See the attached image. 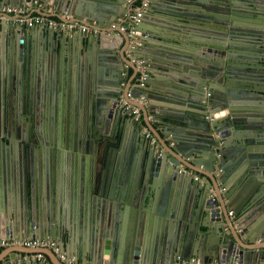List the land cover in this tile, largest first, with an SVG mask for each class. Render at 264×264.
Instances as JSON below:
<instances>
[{
	"label": "water",
	"instance_id": "obj_1",
	"mask_svg": "<svg viewBox=\"0 0 264 264\" xmlns=\"http://www.w3.org/2000/svg\"><path fill=\"white\" fill-rule=\"evenodd\" d=\"M37 1L41 8L53 6L57 18L96 25L108 35L91 34L77 44L67 33L0 23V64H28L26 73L43 85L44 102L74 96L77 104V143L64 145L77 156L58 155L50 143L40 150L34 145L32 154L25 147L18 159L1 133V113L18 87L0 75V186L6 196L7 189L12 192L4 210L0 204V237L53 238L54 224L62 223L67 236L62 244L81 264H173L177 256L191 255H201L204 264L250 257L261 264L264 246L244 247L240 239L252 244L256 236L245 238V229L235 236L224 217L231 210L264 223V0H149L150 12L134 26L136 38L128 29H109L121 24L119 16L126 21L127 0ZM150 15L155 21L147 20ZM118 38L121 52L113 43ZM131 41L139 45L131 49ZM137 59L176 84L155 86L148 70L141 87L136 70V85L130 80L126 86V67L136 68ZM24 79L31 90L32 77ZM122 101L147 118L148 109L159 110L155 120L161 127L146 119L156 142ZM168 103L186 106L184 113L160 111ZM181 165L207 179L199 183L194 174L180 172ZM43 166L51 173L38 171ZM19 171L25 181L17 196ZM69 177L76 216L63 200V180ZM71 217L85 227L88 218L87 238L66 223ZM13 253L8 264H43L23 258L21 250Z\"/></svg>",
	"mask_w": 264,
	"mask_h": 264
},
{
	"label": "flooded vegetation",
	"instance_id": "obj_2",
	"mask_svg": "<svg viewBox=\"0 0 264 264\" xmlns=\"http://www.w3.org/2000/svg\"><path fill=\"white\" fill-rule=\"evenodd\" d=\"M25 64L23 62L6 63V61H2L0 64L1 77H10L13 84L16 83L18 87L16 89L18 95L14 94V101L8 109L1 113L4 126L1 133L8 135L7 137L12 141L11 147L13 151L17 152L18 159H20V153L22 150L24 151L25 147L30 148L32 154L37 151L33 149L34 145L40 150V148L43 149L50 143L57 146L58 155L64 153L68 158L73 155L77 156L75 155L76 152L74 153V151L64 147L65 143H71L68 142L70 140L74 144L77 143V104L73 102L74 96L70 97L72 102L66 96H63L62 102H56L54 98V103H50V97L47 99V103L44 102V95H41L43 85L38 84L36 76L26 73L29 67L26 70L28 64ZM24 77H32L31 90L29 89L30 83ZM20 79L23 81L22 85L18 83ZM34 129H36L35 131L39 136L36 139L31 134V130ZM38 140L40 143L37 142ZM0 141H2L1 135ZM49 166H51V163ZM49 166H43L38 171L43 174H50L51 169ZM17 175L20 179L18 187L23 190L25 174L19 171Z\"/></svg>",
	"mask_w": 264,
	"mask_h": 264
},
{
	"label": "crops",
	"instance_id": "obj_3",
	"mask_svg": "<svg viewBox=\"0 0 264 264\" xmlns=\"http://www.w3.org/2000/svg\"><path fill=\"white\" fill-rule=\"evenodd\" d=\"M135 1L136 0H134L132 2H128L127 4H125V6H127V7L129 6L130 9L132 10V7L134 5H136ZM48 7H51V6L48 5L45 9H48ZM123 7H124V5H123ZM50 12L51 13H55V10L51 7ZM147 12H150V6L145 10V12L143 13L142 18H144V16L147 14ZM124 17H126V16L122 15V16H119L117 19H120V21H121ZM153 17L154 16L150 15V16H148L147 20L155 21ZM93 26H96V25H93ZM60 34L63 35L65 33L57 32V35H60ZM106 35H108V34H106ZM68 36L71 39L77 40V44H79L81 42H83V44H84L86 42V40H88L89 37H90V35H80V33L68 34ZM95 36L97 37V35H95ZM113 43L118 48V51L121 52L122 49H123L122 48L123 45L121 43V40L118 38L115 41H113ZM170 45H172V44H170ZM172 46H174V45H172ZM129 47H130V45H129ZM60 54H61V58H60L61 60H59V62L60 63L61 62L64 63L65 61L62 60V59L65 57L66 52L64 51L63 48L60 49ZM126 55L129 56V52L126 53ZM69 56H71V57H69V59H73V56L70 55V52H69ZM160 59L163 60L162 58H160ZM55 62H57V61H55ZM127 62L129 64H131L130 61H127ZM126 69L128 71V77L124 78L123 83L126 86H128L129 81L132 80V86L134 87L136 85V81H137L136 79L138 78V76H136L137 78L135 77V79H134V76H135V73H136L137 69L136 68L132 69L131 67H126ZM148 69H149V72L151 73V75L155 76V77H149L150 80H152V82H153V84L155 86H160L163 83L164 84L168 83V84H170V86L176 84L171 79V77H168L166 74H164L162 72H159V71H155L154 68H150L149 66H148ZM133 93H134V91H133ZM154 101H156V100L154 99ZM143 103H147V101L146 102L144 101ZM7 107H9V106H7ZM7 107L5 109H8ZM183 108H186V106H181V105L175 104V103H168L167 106L164 107V110L160 109V111H163V112H166V113H170V115H173V114L177 115V114L184 113ZM139 111H140L139 112V119L136 120L138 122V127H140L142 129V131H143V128H142L143 126H145L148 129H150L152 134H153V136L155 137V142H156L157 139H156V135H154L155 134L154 130H152L147 125V120L148 119L150 120V123L152 125H154L155 129H158L159 127H161V125H159L158 122L155 120V115L158 113L159 110L157 111V109H148V118L144 116L143 112L140 109H139ZM132 118L134 119V116H132ZM143 134L145 135L144 131H143ZM130 138L134 139V132H133V134H131ZM163 139L165 140V137ZM177 156L180 157L179 155H177ZM50 163H51V161H50ZM180 167L191 171L193 174L195 173L194 170H192L191 168L185 167L183 165H181ZM195 174L201 176L200 179H199V183H201V184L207 179L205 175H203V174H201L199 172H196ZM71 184H73V180H72L71 177L65 178L63 180V185L65 186L64 192H63V200L65 201V204H67L68 206H71V207H69V211L74 215L75 214L74 211L71 210L72 207L74 206L73 190H72L71 187L69 188V186H71ZM2 187L0 186L1 192H2V193H0V200L3 199V201H0V204H3L2 205L3 206L2 210H4L5 209L4 205L6 206V202L5 201H7V199L8 200L12 199V197H10L12 192H9V190L7 189V196H6L4 190H2V189H4V185ZM224 191H226V190H224ZM3 192H4V194H3ZM211 192H214L213 188L211 189ZM13 193H14V195L16 194L17 196H19L20 194L22 195V192H21V190L19 188H17V189L13 188ZM5 196H6L7 199L5 198ZM19 200H20L19 202L21 204V196L19 197ZM77 203H78V197H77ZM77 203H76V205H77ZM71 204H73V205H71ZM230 211L228 212L229 219L227 218V216L224 217V218L226 219V225L227 224L229 225V223L231 221V223H232V232L235 234V236H237L236 232L241 231L242 229H245V231L243 233V236H245V238H249L248 235H252L251 238L254 240V237L256 236V239L254 240L255 242L252 243V244L250 243L249 240L245 241L244 239H240L239 243L242 244L244 247H250V248L254 247V246H264V235H262V229L264 227V223L259 221L261 218H258V220H255V218L254 217H250L249 214H246L244 216H237L236 217L233 213L231 215ZM74 216H76V215H74ZM72 219L73 218L71 217V220H67L66 223L71 225V227L75 231L76 235H77V233H78V235L82 234L84 236V238H87L88 234H89V230L87 229L88 218L86 220L83 219L86 222V227L84 225H80L79 226V223L77 224V222L72 221ZM61 224L62 223H59V225H58V223L54 224V232H53V236L54 237L53 238H51V237H48V238L43 237L41 239H49V240L54 241L59 246V248L63 251V253L65 254L67 260L68 259H73L75 262L81 264L80 262H78V260H77L78 258H77V256H75V254H74V256H72V250H71V248L68 247V244H67V246H64L62 244L64 242L66 244L67 236H66L65 228H62ZM137 226H138V224H137ZM227 229H228V227L226 226V227H224L223 231L227 230ZM1 237H5V235L1 234ZM25 238H30V237H25ZM78 240H80V239H77V242H78ZM85 240H86V242H88L90 244V240L89 239H85ZM17 250L23 251V253H22L23 254V258H25V259L28 258L29 260H38V259L34 258V256H36V254L40 253V254H42V257L44 259V261L38 260L40 263H43V264H67L66 260L62 261L59 258H57L56 254L53 252L52 249H48V248H27V247L12 246V245L11 246H9V245L8 246H0V264H8V261H10L9 260L10 259V255L11 254L15 255L13 253V251H17ZM177 257H176V259H175L173 264H181V263H178ZM191 257H196V258L200 259L202 264L205 263L201 255L200 256L191 255L188 258H191ZM227 263L228 264H230V263L231 264H257V262L255 260V257H254V259L252 257H250L247 261L244 260V261H242L240 263L239 262H234V261L233 262H227ZM214 264H219V263L216 261V262H214ZM223 264H225V263H223ZM261 264H264V261L261 262Z\"/></svg>",
	"mask_w": 264,
	"mask_h": 264
},
{
	"label": "built area",
	"instance_id": "obj_4",
	"mask_svg": "<svg viewBox=\"0 0 264 264\" xmlns=\"http://www.w3.org/2000/svg\"><path fill=\"white\" fill-rule=\"evenodd\" d=\"M134 0H127V2H132ZM34 5L32 3H20L17 5L10 4H2L0 3V23H9L13 26L19 28H33V27H44L47 30L55 31V32H63L68 34L80 33L81 35H106L107 32L104 31V28H99L97 26H89L87 24L70 20L66 16L62 15L60 18L53 16L50 12L51 7L48 9L41 8V3L35 0ZM136 4V3H135ZM149 6V0H141L140 3L134 5L130 14L128 15L126 21L122 22L124 19L120 21V23H111L109 29L119 28L121 31H126L128 29V36H136V30L134 26L138 23V21L142 18L143 13ZM136 38V37H135ZM138 43L131 41L130 48L134 49ZM129 55L131 53L129 52ZM133 61V60H132ZM136 65V69L138 71L139 84L141 87L146 85L145 80L148 78V63L145 59H137L134 61ZM144 97V96H143ZM146 102V100H144ZM144 101H141L142 103ZM125 107L131 108V113L134 116L135 120L139 119V108L135 106H130L126 101H122ZM143 131L145 136L151 140V142H155V137L153 136L150 129L143 126ZM180 172L184 173H192L191 171L180 168ZM193 174V173H192ZM194 178L196 180L200 179L199 175L194 173ZM210 197L214 198L215 195L212 193ZM218 207V206H217ZM232 211L230 214L232 215ZM22 246L27 248H48L52 249L56 254L57 258L60 260H66L67 264H79L75 262L73 259H66L65 254L59 248V246L52 240L49 239H41V238H20V237H1L0 238V246ZM34 258L44 261L42 254L38 253ZM178 263L181 264H202L201 260L196 257L191 258H182L180 256L177 257ZM223 264V263H222ZM228 264V263H227ZM231 264V263H230Z\"/></svg>",
	"mask_w": 264,
	"mask_h": 264
},
{
	"label": "trees",
	"instance_id": "obj_5",
	"mask_svg": "<svg viewBox=\"0 0 264 264\" xmlns=\"http://www.w3.org/2000/svg\"><path fill=\"white\" fill-rule=\"evenodd\" d=\"M140 2H141V0H136V1H135L136 4H138V3H140Z\"/></svg>",
	"mask_w": 264,
	"mask_h": 264
}]
</instances>
